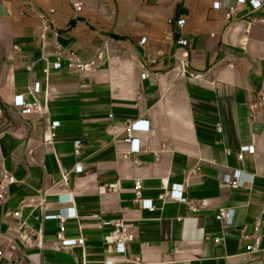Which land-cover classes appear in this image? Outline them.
Here are the masks:
<instances>
[{
    "label": "crops",
    "instance_id": "obj_1",
    "mask_svg": "<svg viewBox=\"0 0 264 264\" xmlns=\"http://www.w3.org/2000/svg\"><path fill=\"white\" fill-rule=\"evenodd\" d=\"M236 5L0 0V178L18 181L0 206V264H126L112 229L102 227L109 219L123 220L135 236L129 264H264L262 253L244 258L257 223L264 247V26L251 22L264 18V6L255 13L240 6L229 22ZM57 47L104 60L87 75L55 70ZM17 96L38 111L23 116ZM139 120L151 132L137 134L142 151L134 154L124 140ZM246 146L255 151L240 160ZM235 170L247 187L223 183ZM137 181L155 212L136 205ZM174 184L185 185L189 204L170 200ZM71 207L77 218L65 222V235L83 236L85 246L64 250L60 221L45 217ZM229 207L236 214L225 227L217 215Z\"/></svg>",
    "mask_w": 264,
    "mask_h": 264
},
{
    "label": "built area",
    "instance_id": "obj_2",
    "mask_svg": "<svg viewBox=\"0 0 264 264\" xmlns=\"http://www.w3.org/2000/svg\"><path fill=\"white\" fill-rule=\"evenodd\" d=\"M240 6H249L251 8L252 13H255L259 10H261L264 6V0H237V5L232 6L228 9V13L226 14L227 21H232L235 19L237 14L239 13V7ZM76 10L81 11L82 10V4L78 3L75 5ZM215 10L221 9V4L216 3L214 4ZM52 12H54L52 10ZM252 23H258L264 26V18L262 19H252ZM170 25L174 24V20L171 19L168 22ZM177 25L179 27H183L186 23L185 19L178 20ZM147 42L146 39L142 40L141 44H145ZM178 44L184 48H186L189 44L186 40H179ZM54 56V62L52 63V68L55 70H68L71 72H77L80 75H87L91 74L95 67L98 65L100 61L104 60V54L99 53L95 57L91 59H85L82 56L67 51L61 47H57ZM185 61L188 59L189 55L186 53L184 55ZM46 73L48 74L49 71L47 70ZM148 74L143 73L142 78L145 80L147 78ZM35 92L40 91V84L36 85L34 88ZM14 105L17 109L20 110L21 114L23 116H28L33 114L34 112L38 111L39 105H31L25 102L23 96H17L15 98ZM42 111V110H40ZM3 113L0 111V119L2 118ZM59 123L54 122L51 124L50 128V134L46 138L45 142L49 145H52L54 143V140L56 138L55 131L59 128ZM151 132V126L149 121L139 120L136 122H133L130 124L126 129L125 134V140L124 142L128 145H130V151L134 154H139L142 151L141 146V139L137 137V134L147 133L149 134ZM3 135L2 132H0V137ZM75 147V155L79 156L81 154L82 150V142L76 141L74 143ZM255 148L253 147H243L240 149L238 157L239 159H243V155L245 153H254ZM84 170L83 166H78L76 168L77 173H82ZM18 181L16 178L10 174H5L0 178V206L3 205L9 195V191L11 186L17 184ZM223 183L232 188V189H240L247 187L250 182L244 177V174L241 170H235L230 174H227L223 178ZM142 189L143 184L140 181L136 182L135 185V192L137 195L136 205L143 209L148 210L150 212H155L156 207L154 205L153 200H147L142 197ZM169 198L172 201H178L183 204H189V199L185 195V185L180 184H174L169 188ZM60 202H63L62 200ZM68 205H73L72 199L65 203ZM193 210H196V207H192ZM236 210L235 208H225L221 209L220 212L217 215V220L220 221L225 227H230L234 223ZM14 217L21 220L23 219V213L21 211L14 214ZM77 214L74 208H69L68 211H62L58 215H52V216H46V220H58L60 221V231L58 234V239L60 242V248L61 249H71V248H77V247H84L85 246V239L83 236H80L79 238H67L65 235V222L69 219H76ZM103 228H110L112 229L111 232V239L112 244L114 248L115 254L121 256L123 258V261L126 264H129L132 262L131 258L129 257V246L132 242L135 240L134 234L129 231L127 226L125 225L123 220L118 219H109L102 222ZM260 227L261 224L257 223L254 226V234L250 236V239L252 240V244L247 246V250L244 254V258L246 260L250 259V257L253 254L256 253H262L263 254V260H264V247H262V237L260 236ZM218 240V239H217ZM37 247L39 249L44 248L43 239H40ZM15 250V248H13ZM138 262L141 261V259L137 260ZM104 264H115V261L112 259H107L104 261Z\"/></svg>",
    "mask_w": 264,
    "mask_h": 264
}]
</instances>
